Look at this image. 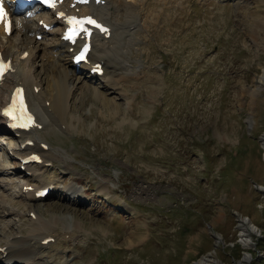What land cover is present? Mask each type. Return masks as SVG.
<instances>
[{
    "label": "rangeland",
    "instance_id": "1",
    "mask_svg": "<svg viewBox=\"0 0 264 264\" xmlns=\"http://www.w3.org/2000/svg\"><path fill=\"white\" fill-rule=\"evenodd\" d=\"M137 2L123 0L136 11L124 27L104 10L115 31L96 42L107 74L69 79L64 119L50 115L53 71L41 62L59 36L0 39L4 52L52 44L18 64L44 81L32 98L34 137L53 165L36 179L56 188L42 201L24 193L38 183L5 155L20 138L0 136V246L28 240L32 264H241L248 253L262 264L264 0ZM36 217L66 234L41 246L30 238ZM244 219L258 230L250 248L240 243Z\"/></svg>",
    "mask_w": 264,
    "mask_h": 264
},
{
    "label": "bare ground",
    "instance_id": "2",
    "mask_svg": "<svg viewBox=\"0 0 264 264\" xmlns=\"http://www.w3.org/2000/svg\"><path fill=\"white\" fill-rule=\"evenodd\" d=\"M137 1H140V0H135V2H137ZM122 2H123V0H110L109 5L112 6L111 11H112L113 19L114 20L117 19V20H115V22H119L121 27H124L125 25H129V23L133 22V20L135 21V18H136L135 12L136 11L135 12L133 11L132 6H128V5L125 6L124 5L125 3H122ZM142 3H143V1H142ZM144 4H145V8H147L148 4L146 2ZM107 7L104 8V10L107 9ZM82 10H87V9L83 8ZM104 10L101 9V7L98 8L96 10V12H98L97 17L99 19H101L102 21H104L106 24H108L110 27H112L113 25L110 24L107 20H105L103 18ZM101 11H102V13H101ZM56 22L59 23L58 21H56ZM24 28H25V26H22L21 32H24ZM24 36L27 37L26 34ZM0 37L6 38V36L4 35V33L1 29H0ZM58 40H60V39H58ZM51 45L41 47V50L43 48L49 47ZM53 46H54V44H53ZM15 50H19V48L18 47H11L10 50L8 49L4 52L5 53L4 56L7 59H12V57L14 59L16 58L15 66H16L17 72L14 76L10 77L11 86H14V87L20 86L23 88L25 95L28 99V103H29L30 108H32L33 112L36 113L37 111L32 104V102H33L32 98H34L36 95H34L32 88L34 89V88L41 87V88H43V91H44V88H45L44 81L41 78V81L39 83L31 82V77H30L29 73H27V72L23 73L22 68H20L19 64H18V63H24L25 64L27 61L34 58L33 55L35 53H33V51L31 50L28 53V60L25 62H21L19 60V58H17V55L15 56V54L13 53ZM67 50H68L67 46H64L62 41L60 40V43L58 46L56 45L55 47L50 48V49L45 51L44 54H45L46 58H44L42 55V61H41V62H43V66L45 65V67H47L46 68L47 71H48V69L53 71V77H52L53 79L52 80H53V88H54V91L56 92V97H54V100H55L54 103L53 104L51 103V106L48 108H49V110L52 111L50 113V115L53 116L55 114V116L58 120H60L59 118L64 119V115H65L64 113H65L66 102H67L65 98H66V95L70 96L72 94L70 88L69 89L67 88V90L65 89L67 86H69V84H68L69 79L71 80V78L74 77L73 71L75 69V67L73 66V64L71 62V55L68 54ZM92 57H93V61H92L93 64L98 63L99 60H105L106 63H109L111 61L110 57L105 55V54L104 55H98V53L96 52V45L95 44H94V47H93L91 55H90L91 60H92ZM50 61L53 62L54 65L52 63H50ZM68 64H70V66H71L70 67L71 73L68 72V69H67ZM15 66L13 65L14 68H15ZM84 68H85L86 72L89 73L91 67H89V69H88V67L84 66L80 70H82ZM107 68H108V65H107ZM23 75L24 76L27 75V77L23 78ZM105 75H104V77H105ZM19 76H20V80H19ZM50 76H49V78H50ZM68 76H69V78H68ZM92 76H90V77H92ZM87 77H89L88 74H87ZM26 79L28 81H24ZM261 80L264 81V76L261 78ZM28 87H30V89ZM11 88L12 87H9V88L7 87V89L4 90L5 92H4L3 97H1L0 99L5 100L7 92ZM52 102H53V100H52ZM2 103L3 102L0 101V107L2 106ZM0 114H1V108H0ZM37 120H38V117H37ZM2 130L4 132H6V129L4 127H2ZM21 136L27 137L28 139L30 138L31 140L35 141L34 149L29 148V147L22 148L21 146H19V150H16V152H14L13 155L9 154V159L12 158L11 160H14V158H16L18 155H24L27 153H37L41 156V158L43 160L42 164L44 166L49 165L50 163H53L50 161V159L52 158L51 153L44 152V150L46 148H44L43 146L41 147V144H46V143H43L40 139H36V138L32 139V138H34V129H32L29 133H23ZM262 140H263V145H264V139H262ZM23 141L24 140L22 139L21 142H23ZM18 144H20V143H18ZM39 150H41L44 153L39 152ZM15 161H16L15 166L19 167L20 161H18V160H15ZM46 161L47 162L50 161V163H47ZM31 167L33 168L32 170L36 169V166H34V165ZM34 175H35V173H34ZM49 183H50L49 181L43 180V182L39 184L40 186L38 187V189L46 187V185H48ZM36 221H37V224L34 227L33 232L30 234V238H31V240H36L37 242L40 241L41 246H43L42 243L48 238H50V239L53 237L56 238V237H58V234H66V233H63L62 231L59 233L56 230H53V228L50 227L49 225H47L46 222L44 223L42 220H40V219L38 220L37 217H36ZM240 222H242V224H243V225L241 224L239 227L240 231H241L240 232V243L245 248H250L254 244L250 234H251V232L257 233L258 230L254 225H251V223L247 219H244ZM18 241H12L15 243L10 242V245H8V246H5L6 244L4 246H0V247H2V250H3L2 256L4 254H6L5 259L3 258V260H5V261H3V262L5 263L6 260H9L8 264H10V263L25 264L24 260H26L28 262V264L34 263V261H36V254H35L36 251L28 244V240L19 241V242ZM16 242H18V243H16ZM36 245H37V243H36ZM23 261H24V263H22ZM250 261H251V255L248 253L245 255L244 259L241 261V264H249ZM195 264H216V263H215V261L211 260L210 258H203L200 262H196Z\"/></svg>",
    "mask_w": 264,
    "mask_h": 264
},
{
    "label": "snow or ice",
    "instance_id": "3",
    "mask_svg": "<svg viewBox=\"0 0 264 264\" xmlns=\"http://www.w3.org/2000/svg\"><path fill=\"white\" fill-rule=\"evenodd\" d=\"M48 2H49L50 6H54V0H48ZM2 16H3V7H2V5H0V17H2ZM68 23L69 24H75V25H83L84 23H90V24H94L98 28H101L102 31H107L106 29L102 28L99 24H96V22L94 20H92L91 18H87L86 20H77L75 18H68ZM77 30L86 31V29H83L82 27L79 29H75V30L70 29L71 35L68 38H71V36H74L76 34ZM86 51H87V47H85V49H84V52H86ZM84 52L81 53V56L78 57V59L83 58ZM4 70H5V66L2 63H0V74H2ZM14 103H15V101H14ZM6 114L11 115V111L7 110ZM29 119H31V118L29 117ZM21 126L26 127L27 125L25 124V125H21Z\"/></svg>",
    "mask_w": 264,
    "mask_h": 264
},
{
    "label": "water",
    "instance_id": "4",
    "mask_svg": "<svg viewBox=\"0 0 264 264\" xmlns=\"http://www.w3.org/2000/svg\"><path fill=\"white\" fill-rule=\"evenodd\" d=\"M254 246H256V243L254 244Z\"/></svg>",
    "mask_w": 264,
    "mask_h": 264
},
{
    "label": "trees",
    "instance_id": "5",
    "mask_svg": "<svg viewBox=\"0 0 264 264\" xmlns=\"http://www.w3.org/2000/svg\"><path fill=\"white\" fill-rule=\"evenodd\" d=\"M262 264H264V262Z\"/></svg>",
    "mask_w": 264,
    "mask_h": 264
}]
</instances>
